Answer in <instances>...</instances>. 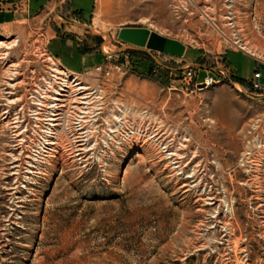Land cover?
<instances>
[{
	"label": "rangeland",
	"instance_id": "rangeland-1",
	"mask_svg": "<svg viewBox=\"0 0 264 264\" xmlns=\"http://www.w3.org/2000/svg\"><path fill=\"white\" fill-rule=\"evenodd\" d=\"M29 1L0 0V264H264V94L233 85L264 74V0Z\"/></svg>",
	"mask_w": 264,
	"mask_h": 264
},
{
	"label": "built area",
	"instance_id": "built-area-1",
	"mask_svg": "<svg viewBox=\"0 0 264 264\" xmlns=\"http://www.w3.org/2000/svg\"><path fill=\"white\" fill-rule=\"evenodd\" d=\"M104 53H105V59L103 63L95 66L93 69L94 72L96 73V75L94 76V80L101 84L95 85L93 87L91 86L89 87L90 90L92 91L91 95H95L98 89H103L102 87L109 86V84L107 85L106 83H109L110 80L113 78V71L116 70L118 74L123 73L122 68L124 67V65L118 64L112 58L113 55L110 54L109 52H104ZM77 79L78 77H71L69 80H73L72 84H76ZM208 79L210 80V85L207 84ZM217 82L218 81L214 77H210V78L206 77L202 85L206 83L205 85H203V87L208 88L209 86L211 85L213 86ZM247 83H249L248 88L244 87V83L239 84L240 85L239 87L237 86V84L233 83V85L238 89L240 93L246 95L249 99H254L255 97H258L260 94H264V74L260 71V69H257V71L254 72L253 78Z\"/></svg>",
	"mask_w": 264,
	"mask_h": 264
},
{
	"label": "water",
	"instance_id": "water-1",
	"mask_svg": "<svg viewBox=\"0 0 264 264\" xmlns=\"http://www.w3.org/2000/svg\"><path fill=\"white\" fill-rule=\"evenodd\" d=\"M118 38L122 42L138 48H148L178 57L185 53V47L181 43L163 38L144 28H123L120 30Z\"/></svg>",
	"mask_w": 264,
	"mask_h": 264
},
{
	"label": "crops",
	"instance_id": "crops-1",
	"mask_svg": "<svg viewBox=\"0 0 264 264\" xmlns=\"http://www.w3.org/2000/svg\"><path fill=\"white\" fill-rule=\"evenodd\" d=\"M36 5V3L34 2V1H29V5H28V8L31 10V9H34V6ZM0 12H2V11H0ZM1 17H3V15H1L0 14V19H1ZM1 21V20H0ZM62 32V31H61ZM76 40H78L79 41V39L77 38V37H74V39L73 40H70V39H68V38H60V37H57L56 35L55 36H52L51 37V39H50V41H47L46 42V48L48 49V51H49V53H51L52 55H54L51 51H50V46H51V44L53 43V42H55V41H60L61 43H65L66 44V46L67 47H72V45H73V43L75 42V47L74 48H72L73 50V52H72V54L73 53H78L80 56H81V66H80V69H72V68H69V67H67L64 63H63V61L61 60V58H59L58 56H56V55H54L55 57H57V58H59V60L63 63V65L67 68V69H69V70H71V71H74V72H80L81 70H83V68L86 66V65H88V64H92V63H94V62H97L96 60H95V58H96V56L94 57V58H92V54H89V53H83L80 49H79V44L76 42ZM242 80V79H241ZM245 80H243V82H244Z\"/></svg>",
	"mask_w": 264,
	"mask_h": 264
},
{
	"label": "trees",
	"instance_id": "trees-1",
	"mask_svg": "<svg viewBox=\"0 0 264 264\" xmlns=\"http://www.w3.org/2000/svg\"><path fill=\"white\" fill-rule=\"evenodd\" d=\"M238 82H239V83H238L237 85H239V84H243V83H244L243 80H241V79H239V78H238ZM239 86H240V85H239Z\"/></svg>",
	"mask_w": 264,
	"mask_h": 264
},
{
	"label": "bare ground",
	"instance_id": "bare-ground-1",
	"mask_svg": "<svg viewBox=\"0 0 264 264\" xmlns=\"http://www.w3.org/2000/svg\"><path fill=\"white\" fill-rule=\"evenodd\" d=\"M208 78H210V77H208ZM206 83H204L203 85H205ZM207 84L208 85H210V80L208 79V81H207ZM212 86V85H211ZM135 107V106H134Z\"/></svg>",
	"mask_w": 264,
	"mask_h": 264
}]
</instances>
